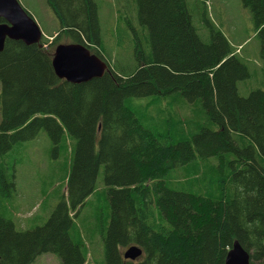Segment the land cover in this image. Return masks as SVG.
<instances>
[{
	"label": "trees",
	"instance_id": "trees-1",
	"mask_svg": "<svg viewBox=\"0 0 264 264\" xmlns=\"http://www.w3.org/2000/svg\"><path fill=\"white\" fill-rule=\"evenodd\" d=\"M45 1L58 28L30 45L6 38L0 51V155L40 130L54 154L64 133L75 144L64 197L33 228L18 229L5 216L1 198L10 196L14 183L0 170V264H31L42 253L61 264H88L70 232L101 168L109 203L101 234L104 264H224L234 241L248 252L249 264H264V0H241L263 68L251 71L242 61L209 18L207 0H126L122 9L136 12L138 25L122 18L133 34L134 64L130 53V67L108 66L101 77L81 83L55 75L52 53L64 38L106 61L98 49L97 2ZM200 24L207 38L198 33ZM251 79L263 89L249 86ZM241 82L247 95L239 92ZM169 96L199 104L204 117L189 135H166L162 143L125 101ZM213 159L221 173L231 172L219 199L167 186L174 169ZM132 245L142 253L125 259L123 251Z\"/></svg>",
	"mask_w": 264,
	"mask_h": 264
},
{
	"label": "rangeland",
	"instance_id": "rangeland-1",
	"mask_svg": "<svg viewBox=\"0 0 264 264\" xmlns=\"http://www.w3.org/2000/svg\"><path fill=\"white\" fill-rule=\"evenodd\" d=\"M18 1L35 19L44 34H52L58 28V21L45 0ZM186 1L189 4L196 0ZM96 2L102 36L99 51L111 68L113 65L130 67V64L125 63L130 62L131 53L134 64L131 44L133 34L126 23L124 29L122 18L124 22L131 21L135 27H138L136 12L130 15L128 10L122 9L126 0L118 4L116 0H96ZM200 5L203 7L201 3ZM205 8L214 25L234 47L238 48L239 56L248 68L251 71L263 68V60L259 55L260 43L255 36L251 15L249 10L243 7L241 0H207ZM197 15L193 11V24L199 27ZM197 31L202 38L208 37L207 29L202 24ZM58 43L70 42L62 38ZM249 83L252 88L258 86L262 88L260 81L257 82L255 79H251ZM239 92L241 95H247V89L242 82L239 83ZM125 105L131 108L139 119L149 123L153 132L162 138V143L165 142L166 135L172 138L180 137L182 134L189 135L194 128L192 126H195L193 123L200 121V124L203 121L199 104L194 105L173 96L128 98ZM74 144L73 138L64 133L60 148L54 154L51 140L44 130H40L34 138L18 142L8 153L0 155V170L6 179L10 180L12 177L14 183L10 196L1 198V202L8 208L4 213L5 216L12 219L18 229H29L43 224L54 206L64 197L65 181L71 165ZM210 164L213 166L211 167ZM230 173L227 168L221 173L218 162L213 159L200 163L198 168L189 165L182 169H174L166 175L165 181L172 189L219 199L221 193H225L229 186ZM154 214L159 227L158 216ZM108 219L109 203L101 168L94 192L88 196L78 215L73 218L74 226L70 232L73 238L83 245L88 264H104L101 234L106 231ZM31 264L61 263L54 254L42 253Z\"/></svg>",
	"mask_w": 264,
	"mask_h": 264
},
{
	"label": "water",
	"instance_id": "water-1",
	"mask_svg": "<svg viewBox=\"0 0 264 264\" xmlns=\"http://www.w3.org/2000/svg\"><path fill=\"white\" fill-rule=\"evenodd\" d=\"M0 51L7 39L21 40L30 45L39 43L43 33L35 19L21 6L18 0H0ZM51 64L55 75L70 83H81L101 77L107 63L81 43H59L55 46ZM142 250L129 246L123 251L125 259L134 260ZM224 264H249V254L238 241L227 251Z\"/></svg>",
	"mask_w": 264,
	"mask_h": 264
}]
</instances>
